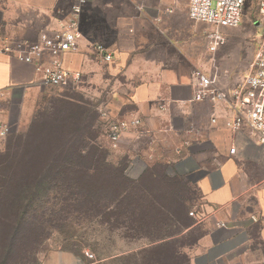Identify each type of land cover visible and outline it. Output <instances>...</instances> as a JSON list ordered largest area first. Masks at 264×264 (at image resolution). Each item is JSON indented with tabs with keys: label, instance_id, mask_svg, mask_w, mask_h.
I'll use <instances>...</instances> for the list:
<instances>
[{
	"label": "crops",
	"instance_id": "1",
	"mask_svg": "<svg viewBox=\"0 0 264 264\" xmlns=\"http://www.w3.org/2000/svg\"><path fill=\"white\" fill-rule=\"evenodd\" d=\"M74 3L0 0V37L35 42L68 21ZM188 6V0H86L78 49L62 58L64 69L81 73V84L45 86L34 65L0 54V92L11 94L0 97V110L32 138L68 142L71 151L62 155L75 162L59 171L92 172L86 158L98 156V188H117L121 170L142 191L148 211L173 221L154 231L142 212L150 239L128 255H151L158 264H182V256L187 264H264V144L226 127L234 116L226 104L192 101L197 70L222 90L232 86L220 83L206 32L200 38L204 23L190 19ZM115 119L141 124L113 144L107 125ZM44 154L45 163L32 170H55L48 162L54 153ZM71 260L54 252L48 263Z\"/></svg>",
	"mask_w": 264,
	"mask_h": 264
},
{
	"label": "rangeland",
	"instance_id": "2",
	"mask_svg": "<svg viewBox=\"0 0 264 264\" xmlns=\"http://www.w3.org/2000/svg\"><path fill=\"white\" fill-rule=\"evenodd\" d=\"M258 8V0H248L240 25L237 28L220 30L224 42L214 54L215 65L218 62L217 70L222 75L220 83L224 87L241 83L250 72V65L264 39V16L259 14ZM200 27V38L201 34H204L203 31L206 32L204 36L207 50V37L213 27L205 24H200ZM81 86L91 88L85 84ZM89 93L94 95L95 92ZM28 134L21 132L20 136L16 135L19 137L13 136L12 141L0 143V155L3 157L10 153L13 156V160L11 159L6 167L4 164L0 168V183L3 182L2 178L6 177L7 183L15 185L22 184L24 178L34 182L40 171L38 169L34 171L32 167L26 168L24 161L31 158L32 161L36 159L37 164H43L46 159L44 153H54L48 159V161L52 159V163L56 165L55 170L51 171L49 186L41 191L35 188L32 194L27 195L35 203L34 207L37 210L35 215L40 218L46 217L49 222L47 229L51 239L40 250L38 256L40 264H49L50 255L54 252H64L63 248L76 252H65L71 255L70 264H158V261L150 260L151 255L143 258L141 254L142 260H138L137 253L127 254L129 250L144 245L145 239H150L149 232L152 226L142 212L148 213L151 217L154 213L137 207L138 203H142L140 196L131 193V197L126 199L123 205H115L113 210L101 209L98 203L111 205L115 201L116 188L104 187L98 191V173L92 176L81 174L78 180L70 179L69 172L64 174L58 170L60 167H57L68 158L62 153L70 152V148L59 150L67 147L65 145L68 142L60 140L59 145H56V141L43 140L44 138L38 136L32 138ZM56 151L61 154L56 155ZM169 230L175 229L172 227ZM257 244L258 242L254 243L255 246ZM155 258L158 260L157 255ZM178 260L182 264H187L184 256Z\"/></svg>",
	"mask_w": 264,
	"mask_h": 264
},
{
	"label": "built area",
	"instance_id": "3",
	"mask_svg": "<svg viewBox=\"0 0 264 264\" xmlns=\"http://www.w3.org/2000/svg\"><path fill=\"white\" fill-rule=\"evenodd\" d=\"M248 0H188L189 17L196 23H204L211 27L207 37V48L216 53L224 42L220 30L237 28L244 14ZM86 0H75L68 21L60 24L53 33H41L35 42L27 40H11L0 37V54L34 65L40 82L48 87H77L82 82L81 73H72L64 69L63 56L67 52L78 49L80 38L79 20ZM259 14L264 16V0H258ZM96 50L105 61H111L112 55L104 45H97ZM198 90L192 101L209 100L224 103L233 113V118L226 122V127L239 133L248 132L250 139L264 144V39L261 41L250 72L244 80L229 90L217 87L215 80L201 70L195 72ZM9 92H0V97L10 96ZM216 119L212 123H216ZM141 124L139 119H115L108 123V139L117 144L123 134ZM21 132L19 126L11 119L5 118L0 110V143ZM235 149H231L234 153ZM191 216L194 213H190Z\"/></svg>",
	"mask_w": 264,
	"mask_h": 264
},
{
	"label": "trees",
	"instance_id": "4",
	"mask_svg": "<svg viewBox=\"0 0 264 264\" xmlns=\"http://www.w3.org/2000/svg\"><path fill=\"white\" fill-rule=\"evenodd\" d=\"M19 137V136H14ZM13 136L9 137L7 140L12 141ZM21 139V138H20ZM7 141V142H8ZM9 141V142H10ZM64 141V140H63ZM60 141L56 145H59ZM66 142V140L64 141ZM66 144L65 146H67ZM65 149H59L63 150ZM63 152V151H61ZM10 153H6L3 157L0 155V168L4 165L6 167L13 156ZM46 161V159H45ZM45 161L43 163H45ZM88 165L95 167L96 170L92 172H76L70 171L69 178H74L73 180H78L81 178V174L84 176H92L95 173H98V156L91 155L86 158ZM25 167L29 168L36 163V159L33 161L31 158L24 161ZM50 164L51 161H48ZM72 159L65 158L62 165H69L74 163ZM37 164V163H36ZM3 167V168H4ZM24 167V170L26 168ZM2 171V170H1ZM68 173V172H63ZM28 174L26 173L25 176ZM51 172L40 171V174L37 176L34 182L28 181V178L22 181V184H10L7 183V177L2 178L3 182L0 183V264H40L39 254L42 247L51 239L50 233L48 234L49 222L46 217L40 218L35 215V203L33 199L27 197V195L32 194L34 189L37 191L44 190V188L49 186ZM34 180V179H33ZM54 181V179H52ZM118 187L115 190L116 199L112 204L114 205H123V202L131 197V193H135L140 196L139 199L142 200V191L132 186V181L124 177L123 172L119 170L118 173ZM81 186V185H80ZM102 188H98L99 190ZM101 201L103 199L101 198ZM101 206V209L110 210L111 205L108 203H98V207ZM137 207L145 210L148 209L142 204L138 203ZM151 222L155 230L159 228H167L172 225V220H163L159 215L152 214ZM64 252L76 253L74 250L62 249Z\"/></svg>",
	"mask_w": 264,
	"mask_h": 264
}]
</instances>
